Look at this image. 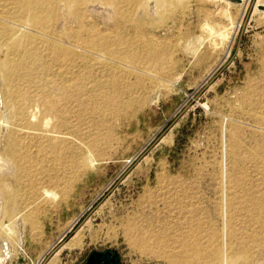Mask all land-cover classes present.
<instances>
[{"label":"rangeland","instance_id":"1","mask_svg":"<svg viewBox=\"0 0 264 264\" xmlns=\"http://www.w3.org/2000/svg\"><path fill=\"white\" fill-rule=\"evenodd\" d=\"M158 1V19L91 13L82 25L58 1L63 21L44 29L20 0H0L5 107L27 94L58 110L45 133L17 131L27 162L4 194L6 264H85L94 251L177 264L189 237L207 264H264V0Z\"/></svg>","mask_w":264,"mask_h":264},{"label":"bare ground","instance_id":"2","mask_svg":"<svg viewBox=\"0 0 264 264\" xmlns=\"http://www.w3.org/2000/svg\"><path fill=\"white\" fill-rule=\"evenodd\" d=\"M58 1L63 2L64 5H65V7H64L65 8L64 17L66 16V17L74 18L75 21H77L80 25H82L81 24L82 20L87 15H90L91 13H95V15L98 14L101 17H103V18H105V19H107L109 21L113 20V21H115L114 23H116V21H118L119 23L120 22L137 23V22H139L138 20H139V17L141 18V16H143V17L145 16L147 18V16L150 17V16L154 15V16H157V19H158V17H161V15H160L161 13L160 12H161V9H162V7L164 5L161 1H158V0H149V1H143V2H141L140 0H20V3H21L22 7H24V8L26 7L30 11V13L32 15V18H33L35 23L38 22V24L41 25L44 29H50L52 26L58 25L60 20L63 21L62 19L59 20L56 17V10H57L56 9V2H58ZM123 4H125L126 7H124ZM61 8L63 10L62 5H61ZM37 14H42V17L37 19V17H36ZM62 15L63 14H61V16ZM90 16L92 17V15H90ZM146 18H144V21H146L145 20ZM163 18H165V17H163ZM63 19H65V18H63ZM141 20H143V18ZM72 21H74V20L72 19ZM150 22H151V19H150ZM144 24H146V22ZM144 24H142L141 26H144ZM134 25H136V24H134ZM147 25H148V23H147ZM46 35H47V38H49L48 34H46ZM62 35H63V32H62ZM52 39H54V38H52ZM51 44H55V43H51ZM94 44H95V42H94ZM99 45L101 47H103V48H106L108 46L107 42H105L104 40L100 41ZM54 46H56V45H54ZM66 47H67V45H66ZM56 49L58 51H64L67 55H71L72 56V54H70V52L68 50H66V49L63 50V48L61 46L57 45ZM74 53H77V52H74ZM83 53H85V52H83ZM86 53H89V51L86 52ZM133 55H134V53H133ZM91 57H90V59H91ZM85 61H87V60H85ZM108 62H107V64H108ZM111 63H112V60H111ZM114 63H116V62H114ZM89 64H91V63L89 62ZM101 66H103V65H101ZM116 67H118V66H116ZM117 69H119V68H117ZM106 70H107V68H106ZM102 72L103 71H101V73ZM101 78L103 80V76ZM58 81H60V80H58ZM93 81H94V79H93ZM69 83H71V82H69ZM61 91H62V89H61ZM2 92H3V90H2ZM2 92L0 90V104H1V108H0V114H1V116H0V146L2 144V133L4 131H6L7 129H10L9 122H8V116L10 115V113L14 115V118H15V121H16V125L12 126V135L9 136V141H7L5 143V147L4 148H2V146H1V149H0V187H1L0 188V218L3 217V215H4V209H5L4 194H8L9 192L14 190L12 182L14 181V183H18L20 175L22 173V170L25 167V164L27 162V156H26V153L24 152V148H25L24 146L27 143L24 146L21 144L20 138L17 136V131L19 130V131H25L27 133H32L31 132L32 130H38L40 128V130L44 131V133H45V131H47L49 129V126H50V121H51L50 117H52L55 113L58 112V110L54 106V104L46 106V104L48 105V102L46 103L42 99L32 100V98L30 96H28L27 94H22V95L16 96L15 100L13 101V104L10 105L8 108H6ZM90 97H92V96H90ZM76 102H77V100H76ZM96 102H97V100H96ZM2 108H3V111L1 110ZM56 130L58 131V129H56ZM57 131L53 134L54 138H56V139L59 137ZM13 134H14L15 139H13V137H12ZM11 137H12V139H11ZM45 142H47V141H45ZM33 145H35V144H33ZM40 146H42V145L40 144ZM9 149H11V155L12 156L7 155V152L9 151ZM46 161H47V159H46ZM46 163H48V162H46ZM35 172H37V171H35ZM13 209H15V208H13ZM12 214H15V213L13 212ZM13 217H14V215H13ZM15 217H17V220H16V223H14V224H15L17 230H18V232H17V245L16 246L20 247V243L23 240L21 237H22V233L24 232V229H25V223L20 217H18V216H15ZM13 221H15V218H14ZM193 238L194 237H189V239L191 240V241H189V247H188V249L183 250V253L185 254L184 259H183L182 262L177 263V264H207V260L206 259H207L208 256H210V254H207V253L204 254L202 252V249L200 248V246L196 243V241H193ZM133 241H134V239H133ZM133 244L137 247L138 250L144 251V250H146L148 248L150 243H149V240H148V238L146 236V233L145 234L141 233V234L137 235L136 240L134 241ZM11 249H12V245L9 243V241L7 239L3 238V239L0 240V264H6V262L9 260L10 254H11ZM214 250H216V248ZM211 254H213V253H211ZM219 255H221V254H219ZM216 256H217L216 254H213L214 262L213 261L211 263L209 262V264H235V261L233 259H230L228 262H224V259H221V258H219V260H222V261L220 263H218V258ZM237 264H239V263H237Z\"/></svg>","mask_w":264,"mask_h":264},{"label":"water","instance_id":"3","mask_svg":"<svg viewBox=\"0 0 264 264\" xmlns=\"http://www.w3.org/2000/svg\"><path fill=\"white\" fill-rule=\"evenodd\" d=\"M232 1H239V0H232ZM85 264H119V258L117 254L111 253L109 251L106 252L94 251L90 253Z\"/></svg>","mask_w":264,"mask_h":264}]
</instances>
